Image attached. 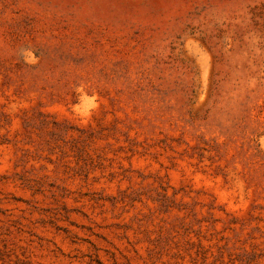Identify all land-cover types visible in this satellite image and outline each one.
I'll return each instance as SVG.
<instances>
[{
	"label": "rangeland",
	"instance_id": "1",
	"mask_svg": "<svg viewBox=\"0 0 264 264\" xmlns=\"http://www.w3.org/2000/svg\"><path fill=\"white\" fill-rule=\"evenodd\" d=\"M0 264H264V0H0Z\"/></svg>",
	"mask_w": 264,
	"mask_h": 264
}]
</instances>
